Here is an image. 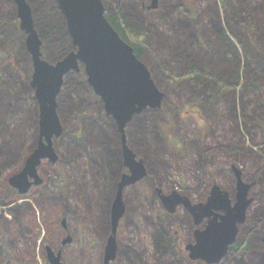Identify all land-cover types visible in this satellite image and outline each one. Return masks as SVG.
<instances>
[{
	"label": "rangeland",
	"instance_id": "obj_1",
	"mask_svg": "<svg viewBox=\"0 0 264 264\" xmlns=\"http://www.w3.org/2000/svg\"><path fill=\"white\" fill-rule=\"evenodd\" d=\"M102 1L105 14L121 8L149 32L141 59L166 95L160 108L148 107L124 128L148 174L125 190L116 257L105 263L110 208L117 183L128 172L123 133L83 67L65 77L58 96L62 133L54 138L57 161L52 166L42 161V182L32 185V197L9 182L37 146L40 112L17 3L0 0V149L10 159V169L0 174V264H52L46 245L60 252L61 264H131L135 259L138 264H208L192 259L187 249L193 231L203 228L207 218L195 224L183 204L167 211L159 190H177L199 202L217 183L235 201V167L254 183L238 240H264V0H229L225 8L219 0H157L156 8L153 0ZM27 2L44 57L60 60L74 47L70 39L64 42L59 33L45 29L67 28L57 0L53 14L43 9L51 7L47 0ZM234 47L242 62L240 85L220 90L211 74L224 73L220 63L226 49L234 52ZM191 58L210 73L205 72L204 83L181 76ZM215 264H264V257H254L252 250L231 251Z\"/></svg>",
	"mask_w": 264,
	"mask_h": 264
},
{
	"label": "water",
	"instance_id": "obj_2",
	"mask_svg": "<svg viewBox=\"0 0 264 264\" xmlns=\"http://www.w3.org/2000/svg\"><path fill=\"white\" fill-rule=\"evenodd\" d=\"M22 30L27 33V46L32 54L34 73L32 86L40 104L38 145L28 155L23 167L9 178L10 184L19 193H26L33 184H40L42 178L38 166L44 159L56 162L58 155L54 138L62 133L57 107L58 96L64 84L65 75L80 71L83 67L89 84L101 96L108 115H112L123 133V156L128 172L123 173L117 183L111 206V228L105 247V263L114 259L118 244L116 232L126 212L125 189L147 176L143 159L127 144L124 128L136 114L148 107L160 108L165 93L158 87L146 63L135 53L134 47L122 38L105 14L102 0H57L66 19L67 31L74 49L57 62L43 57L42 39L35 28L32 8L27 0H14ZM153 8L157 0H153ZM237 174L236 200L219 184H214L206 201L194 203L173 190L170 194L159 190L166 208L173 212L178 205H184L193 215L196 224L205 217L209 222L204 229L195 230V243L187 245L192 259H203L209 264L219 262L237 240L240 224L247 218V211L253 202L250 190L253 184ZM30 178H34L32 181ZM68 236L64 241L70 240ZM52 264H61V254L46 245Z\"/></svg>",
	"mask_w": 264,
	"mask_h": 264
},
{
	"label": "trees",
	"instance_id": "obj_3",
	"mask_svg": "<svg viewBox=\"0 0 264 264\" xmlns=\"http://www.w3.org/2000/svg\"><path fill=\"white\" fill-rule=\"evenodd\" d=\"M46 1V0H44ZM222 4V7H227L229 4V0H219ZM51 4V7L43 8L46 10L47 13L53 14L56 12V7L54 6V0H47ZM43 3V2H42ZM254 12L260 17L261 13L257 6H254ZM106 16L114 26V28L120 33L122 38L126 40L129 44H131L136 54L141 58L145 49L147 48L148 44V36L149 32L138 25H135L132 21V15L129 12H123L122 9L118 8L113 11H107ZM261 20H264L263 14L261 16ZM56 26V27H54ZM48 29L45 27L47 31H53L55 33H59L60 38L63 39L64 42L70 39L69 33L66 30L65 26H57V25H50ZM45 31V30H44ZM221 35L224 40L228 41V37L225 36V33L221 32ZM68 37V38H67ZM71 40V39H70ZM234 52L231 50L226 49V54L224 55L223 61L220 63L224 68V73L217 75L211 74V77L215 78V82H217L219 89H227L232 88L234 85H240L239 78H240V66L242 64L240 55L238 54L236 48L233 49ZM200 61H196L193 58L187 61V70L181 76L188 77L191 81L197 84L204 83L208 76L205 74L206 71L203 70ZM207 74H210L206 72ZM174 78H179V76H174ZM235 82V83H234ZM157 83V82H156ZM160 87V85L157 83ZM137 116L136 118H138ZM2 130L0 129V133ZM264 151V148L261 149ZM5 150L0 149V174H4V171L10 169V159L6 158ZM15 160V159H13ZM10 211V210H9ZM5 221V220H3ZM253 251L254 257L262 255L264 257V240L262 241H251L244 239L243 241H237L232 247L231 251L236 253H244L246 251ZM230 251V252H231ZM166 252V251H165ZM32 258H34V254L32 252ZM131 264H138L136 261H132Z\"/></svg>",
	"mask_w": 264,
	"mask_h": 264
},
{
	"label": "flooded vegetation",
	"instance_id": "obj_4",
	"mask_svg": "<svg viewBox=\"0 0 264 264\" xmlns=\"http://www.w3.org/2000/svg\"><path fill=\"white\" fill-rule=\"evenodd\" d=\"M17 15H18V11H17ZM18 18H19V16H18ZM18 21H19V26H20V19H18ZM26 48H27V52H29L30 53V51H29V49H28V47L26 46ZM30 55H31V58H32V54L30 53ZM31 70H32V67H31ZM30 85H31V87H32V79H31V71H30ZM7 90L9 91V89L7 88ZM9 94H11V92L9 91ZM18 94V96H23L22 94H21V92H18L17 93ZM14 95H15V93H14ZM36 144H37V141H36ZM36 146V145H35ZM34 148V147H33ZM33 148H31L30 149V151L28 152V154H27V156L32 152V150H33ZM45 161V160H44ZM45 162H47L48 164H51V166L52 165H54V163L51 161V160H48V159H46V161ZM44 163V162H43ZM43 163H41L40 165H39V167H41L42 165H43ZM38 167V168H39ZM10 178V177H9ZM34 185H39V184H34ZM33 188V186H31L30 187V189L27 191L28 192V194L27 195H29V192H30V190ZM29 197H32V195L30 194L29 195ZM195 231V230H194ZM193 231V232H194Z\"/></svg>",
	"mask_w": 264,
	"mask_h": 264
}]
</instances>
